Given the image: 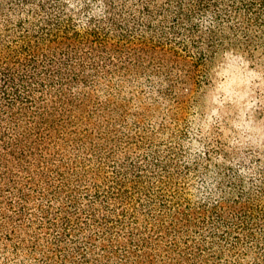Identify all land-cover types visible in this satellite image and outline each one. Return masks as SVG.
<instances>
[{"label": "trees", "instance_id": "1", "mask_svg": "<svg viewBox=\"0 0 264 264\" xmlns=\"http://www.w3.org/2000/svg\"><path fill=\"white\" fill-rule=\"evenodd\" d=\"M99 1L102 13L80 24L65 0H0V244L33 264H157L163 255L202 262L201 244H180L183 232L205 223L229 227L254 212V200L264 202V175L257 191L229 176L237 198L223 205L176 207L150 180L159 175L163 183L170 162L117 155L122 137L108 102L87 89L97 76L87 59L95 71L111 50L134 47L129 65L138 67L142 53L166 47L135 38L143 27L187 34L200 48L195 65L226 48L249 53L255 36L239 41L231 33L251 24L264 29V0ZM164 55L180 54L171 48Z\"/></svg>", "mask_w": 264, "mask_h": 264}, {"label": "rangeland", "instance_id": "2", "mask_svg": "<svg viewBox=\"0 0 264 264\" xmlns=\"http://www.w3.org/2000/svg\"><path fill=\"white\" fill-rule=\"evenodd\" d=\"M65 1L76 7L74 17L80 24H85L94 13H102L99 0ZM195 19L201 22L200 15ZM154 20L157 22L156 18ZM130 24L133 26V22ZM246 32L255 36L249 53L226 48L211 61L196 65L194 58L200 48L191 44L192 39L187 34L175 35L171 30L166 34L160 30L152 33L145 27L134 31L135 38H152L153 42L165 43L166 47L155 54L142 53L138 67L129 65L133 63L134 47L111 50L105 62L99 60L105 67L95 71L89 68L87 59L86 70L90 74L97 73L87 89L108 102L106 109L110 117H115L110 123L119 131L117 136L122 137L116 142L117 155L170 162L163 183L157 181L159 175L150 180L159 185L156 189L164 188V192L171 194L166 198L176 207L190 210L204 205L220 206L237 198V191L229 182L231 175H239L247 190L257 191L261 184L264 175V29L251 24L244 32L240 30L231 35L241 41ZM171 48L178 50L181 56H165V51ZM110 99L126 102V108L110 103ZM101 121L103 128L108 122ZM128 134L130 141L126 138ZM245 160L250 168H243ZM254 204V212L233 218L229 227L205 223L191 227L189 235L183 232L180 244L187 239L195 241V247L201 244L203 261L193 259L192 262L264 264V202L256 199ZM21 256V252L5 251L0 244V264L34 263L30 257L23 262ZM168 258L163 255L157 264H189Z\"/></svg>", "mask_w": 264, "mask_h": 264}]
</instances>
